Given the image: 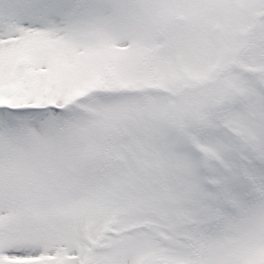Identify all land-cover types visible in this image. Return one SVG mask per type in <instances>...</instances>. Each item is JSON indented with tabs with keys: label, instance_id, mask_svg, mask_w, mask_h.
I'll list each match as a JSON object with an SVG mask.
<instances>
[{
	"label": "snow or ice",
	"instance_id": "1",
	"mask_svg": "<svg viewBox=\"0 0 264 264\" xmlns=\"http://www.w3.org/2000/svg\"><path fill=\"white\" fill-rule=\"evenodd\" d=\"M0 264H264V0H0Z\"/></svg>",
	"mask_w": 264,
	"mask_h": 264
}]
</instances>
